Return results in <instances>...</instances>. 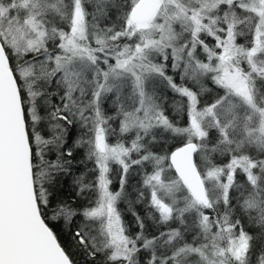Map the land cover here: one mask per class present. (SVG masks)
Instances as JSON below:
<instances>
[{
	"label": "snow or ice",
	"instance_id": "1",
	"mask_svg": "<svg viewBox=\"0 0 264 264\" xmlns=\"http://www.w3.org/2000/svg\"><path fill=\"white\" fill-rule=\"evenodd\" d=\"M0 264H264V0H0Z\"/></svg>",
	"mask_w": 264,
	"mask_h": 264
},
{
	"label": "trees",
	"instance_id": "2",
	"mask_svg": "<svg viewBox=\"0 0 264 264\" xmlns=\"http://www.w3.org/2000/svg\"><path fill=\"white\" fill-rule=\"evenodd\" d=\"M138 210H139V209H138ZM127 219H128L129 221H131V220H132L131 214H128V217H127Z\"/></svg>",
	"mask_w": 264,
	"mask_h": 264
}]
</instances>
